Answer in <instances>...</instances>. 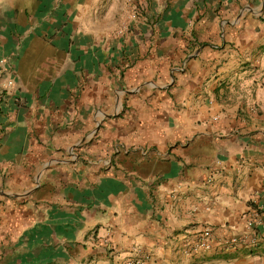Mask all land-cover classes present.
Segmentation results:
<instances>
[{"label": "crops", "instance_id": "crops-1", "mask_svg": "<svg viewBox=\"0 0 264 264\" xmlns=\"http://www.w3.org/2000/svg\"><path fill=\"white\" fill-rule=\"evenodd\" d=\"M0 60V264H264L225 243L264 196V0H0Z\"/></svg>", "mask_w": 264, "mask_h": 264}, {"label": "built area", "instance_id": "built-area-1", "mask_svg": "<svg viewBox=\"0 0 264 264\" xmlns=\"http://www.w3.org/2000/svg\"><path fill=\"white\" fill-rule=\"evenodd\" d=\"M3 60H0L2 65ZM14 86V80H7L4 88ZM246 232L240 235H233L226 240L227 245H246L254 246L264 240V196L251 206L249 215L245 221ZM104 245L109 244L107 239L103 240ZM183 250L185 252H198L200 250H209L212 247V231L205 227L190 240L183 242ZM129 257L124 264H145L149 259V254L136 245L130 249Z\"/></svg>", "mask_w": 264, "mask_h": 264}, {"label": "rangeland", "instance_id": "rangeland-1", "mask_svg": "<svg viewBox=\"0 0 264 264\" xmlns=\"http://www.w3.org/2000/svg\"><path fill=\"white\" fill-rule=\"evenodd\" d=\"M135 11H136V10H135ZM138 11H139V13H141L142 15L144 14V13H143V10H140V9H139ZM131 12H132V11H131L130 9H128V10H127V14H126L125 16H126V17H127V16L130 17V16L132 15ZM47 65H48V64H44L43 67H45V66L47 67ZM41 67H42V66H41ZM1 99H2V98H0V101H1Z\"/></svg>", "mask_w": 264, "mask_h": 264}]
</instances>
